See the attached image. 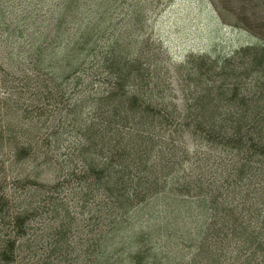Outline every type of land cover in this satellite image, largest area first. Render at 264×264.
Here are the masks:
<instances>
[{
	"label": "trees",
	"instance_id": "trees-1",
	"mask_svg": "<svg viewBox=\"0 0 264 264\" xmlns=\"http://www.w3.org/2000/svg\"><path fill=\"white\" fill-rule=\"evenodd\" d=\"M175 1L0 0V264H264V0L174 63Z\"/></svg>",
	"mask_w": 264,
	"mask_h": 264
},
{
	"label": "rangeland",
	"instance_id": "rangeland-1",
	"mask_svg": "<svg viewBox=\"0 0 264 264\" xmlns=\"http://www.w3.org/2000/svg\"><path fill=\"white\" fill-rule=\"evenodd\" d=\"M211 2L210 0H208ZM225 13L239 6L238 0H214ZM157 29L163 32L174 63L185 60L187 54L220 52L229 54L250 40L248 34L229 24H216L208 9L201 10L197 1L176 0L174 4H158Z\"/></svg>",
	"mask_w": 264,
	"mask_h": 264
}]
</instances>
